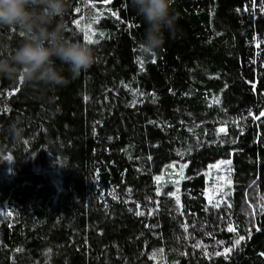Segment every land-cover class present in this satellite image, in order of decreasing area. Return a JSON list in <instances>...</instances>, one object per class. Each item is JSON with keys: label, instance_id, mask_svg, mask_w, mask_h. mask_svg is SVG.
I'll return each instance as SVG.
<instances>
[{"label": "trees", "instance_id": "trees-1", "mask_svg": "<svg viewBox=\"0 0 264 264\" xmlns=\"http://www.w3.org/2000/svg\"><path fill=\"white\" fill-rule=\"evenodd\" d=\"M71 5L93 66L55 89L0 78V264H264V0H174L151 55L131 0ZM218 160L232 192L212 205ZM179 161L174 192L158 176Z\"/></svg>", "mask_w": 264, "mask_h": 264}, {"label": "clouds", "instance_id": "clouds-1", "mask_svg": "<svg viewBox=\"0 0 264 264\" xmlns=\"http://www.w3.org/2000/svg\"><path fill=\"white\" fill-rule=\"evenodd\" d=\"M173 2L131 0L146 24L139 42L143 54H156L166 43V32L175 38L179 17L171 11ZM71 6V0H0V28L15 29L24 37L14 48L0 43V78L55 89L93 66L96 57L92 47L65 35L64 17ZM9 132L17 142L24 139V129L15 123L9 125Z\"/></svg>", "mask_w": 264, "mask_h": 264}, {"label": "rangeland", "instance_id": "rangeland-1", "mask_svg": "<svg viewBox=\"0 0 264 264\" xmlns=\"http://www.w3.org/2000/svg\"><path fill=\"white\" fill-rule=\"evenodd\" d=\"M188 162L170 163L158 176L161 186L171 185L175 192L178 181L185 176V170ZM208 178L210 185L207 195L212 205H220L224 201H229V195L232 192V180L227 172L225 161L218 160L211 164L208 169Z\"/></svg>", "mask_w": 264, "mask_h": 264}, {"label": "snow or ice", "instance_id": "snow-or-ice-1", "mask_svg": "<svg viewBox=\"0 0 264 264\" xmlns=\"http://www.w3.org/2000/svg\"><path fill=\"white\" fill-rule=\"evenodd\" d=\"M105 2L107 3V2H109V0H105ZM262 10H264V9H262ZM76 24H77V26L79 27V25H80V21L77 20V21H76ZM82 31L84 32L86 43H94V42H95V43H98V41H93V39H92V37L95 35V33L91 30V25H88V26L84 27V28L82 29ZM100 35L103 37V36H104V33L101 32ZM138 62H140V61H138ZM140 63H141V66H142V62H140ZM260 115H261V116H264V112H261ZM257 118H259V117H257ZM138 214H139V213H138ZM228 230H229V231H233L234 229L229 228ZM242 240H244V237H243V236H241V237H239L238 239H236L235 244H236V245H239L240 242H241ZM226 251H231V249H227ZM218 255H219V253H218Z\"/></svg>", "mask_w": 264, "mask_h": 264}]
</instances>
